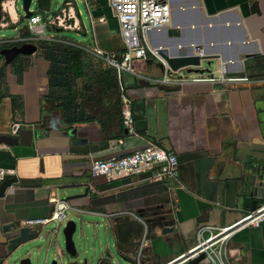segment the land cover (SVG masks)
I'll return each instance as SVG.
<instances>
[{
	"label": "crops",
	"instance_id": "obj_1",
	"mask_svg": "<svg viewBox=\"0 0 264 264\" xmlns=\"http://www.w3.org/2000/svg\"><path fill=\"white\" fill-rule=\"evenodd\" d=\"M69 1L57 15L63 18L64 28H82L85 33L84 24L76 18L75 2ZM164 1L169 22L145 34L148 48L162 45L185 53L196 45L212 59L207 68L203 66L205 70H211L213 63L218 68L231 61L227 68L232 73L264 74V0ZM81 2L92 46L71 45L122 51L118 24L107 0ZM253 2L255 10L250 8ZM1 4L0 26L15 29L19 19L13 0ZM26 24L17 27L16 35L27 29ZM27 57L26 67L3 71L1 78L0 133L11 132L17 123L32 128L34 137L29 146L0 143V166L13 169L17 176L16 183L0 196V226L11 220L23 223L49 217L48 196L54 195L68 201L72 215L107 219L110 231L106 226L101 233L92 229V237L100 242L99 253L88 264L105 263L103 253L107 252L115 254L119 264H135L132 256L115 249L112 218L140 211L141 217L153 218L141 264H164L194 244L199 226L226 227L250 212L251 205L255 208L264 202L249 194L252 176L264 182V85L159 84L153 80L159 78L161 64L148 55L136 63V75L126 73L122 80L119 76V89L129 99L133 120L134 134H128L121 119V100L109 95L92 97L93 107L85 109L90 120L62 121L41 96L48 62L36 53ZM7 95L16 97L12 107ZM74 139L85 142L70 144ZM147 142L174 153L176 177L157 178L152 169L111 178L89 175L92 161L125 155ZM166 211L170 213L165 224L172 230L161 233L163 224L157 217ZM56 249L59 253L58 244ZM224 256L227 264H264V223L235 231L224 245Z\"/></svg>",
	"mask_w": 264,
	"mask_h": 264
},
{
	"label": "built area",
	"instance_id": "obj_2",
	"mask_svg": "<svg viewBox=\"0 0 264 264\" xmlns=\"http://www.w3.org/2000/svg\"><path fill=\"white\" fill-rule=\"evenodd\" d=\"M67 4V3H66ZM107 5L111 10L117 24L118 32L123 44L120 52H110L99 48L87 49L78 45L93 57L100 60L105 66L113 68L118 74L125 72L136 75L132 70V61L145 60L147 56H152L161 64V74L158 79L153 80L159 84L172 83H241L251 85H264V74L257 77H249L243 73H232L227 68L232 62H222L213 73L211 70H187V68L202 67L204 64V49L196 45L187 47L184 55H194L199 57L200 65L186 66L172 71L158 58L155 49L148 48L145 41V34L151 30H159L169 22L170 12L168 4L164 0H107ZM61 10V9H60ZM60 12V11H59ZM30 36L14 38H0V46L8 47L14 44L25 43L30 40H47L63 42L53 36H46L44 25L40 22L37 14H32L26 19ZM49 25L62 27L66 26L61 16L54 14L53 19L48 21ZM71 44V43H68ZM73 45V44H72ZM187 71L193 75H182L181 71ZM119 77V75H117ZM121 119L128 134H134L133 120L129 110V99L121 94ZM19 125L13 124L11 132H15ZM154 170L155 177L174 178L177 175V161L174 153L166 151L155 143L147 142L141 148L135 149L122 156H112L107 159H97L90 163L89 175L92 177L102 176L111 178L116 175H130L144 170ZM14 171L10 168L0 166V180L7 174ZM51 203V212L47 218L26 220L25 223L32 225H44L51 221L61 223L67 221V211L72 207L65 199L54 195L48 196ZM141 224V230L135 239V250L132 260L135 264H141L144 258L145 249L148 244L150 228L145 218L135 214L127 213ZM264 223V202L243 215L230 225L222 228H215L209 225H201L195 231V242L185 252L164 264H189L187 261L199 253L203 256L195 264H227L224 256V245L230 236L243 227H257Z\"/></svg>",
	"mask_w": 264,
	"mask_h": 264
},
{
	"label": "water",
	"instance_id": "obj_3",
	"mask_svg": "<svg viewBox=\"0 0 264 264\" xmlns=\"http://www.w3.org/2000/svg\"><path fill=\"white\" fill-rule=\"evenodd\" d=\"M21 3V9L23 17L27 19L29 16L34 14L28 7L31 0H19ZM14 2V0H13ZM64 3H72L71 1H65ZM252 10H255L256 3L253 2L250 5ZM53 16V15H52ZM12 28V26H10ZM36 50V45L31 42L21 43L19 45H11L8 47L0 48V56L2 58V65H7L9 62L18 55H29L33 54ZM155 53L160 60H162L170 70L176 71L179 68L186 66H198L200 65L199 57L194 55L178 54L175 51L171 52L165 46L155 47ZM204 61L202 62L207 68L212 62V59L206 55L203 56ZM201 63V64H202ZM187 70H197L201 72L204 68L195 67L187 68ZM241 74V73H237ZM34 137V130L32 128L19 127L15 132L0 133V143L6 146H15L17 144L23 146H29ZM83 139H74L70 141V144H81L84 143ZM41 160L39 159V164ZM17 176L15 173L7 174L0 180V196L4 194L7 188L12 184L16 183ZM249 183L252 188L249 190V194L258 196L264 199V182L258 181L257 177L252 176ZM251 209L254 206L251 205ZM139 215L140 211H136ZM170 211L160 214L157 219L160 220L163 226L160 229L161 233L170 232L171 226H166L165 219L166 215ZM140 216V215H139ZM153 218L145 219L147 223H151ZM112 231L114 235V247L117 251L133 255L135 250V239L140 233L141 224L134 218L130 217L129 214H119L112 218ZM88 223V222H87ZM45 225V224H44ZM44 225H32L25 222L20 223L16 220L3 223L0 226L2 240L0 241V264H47V258L56 248L55 238L51 235L50 231L41 232ZM85 222L79 226L85 228ZM76 228V223L73 220H67L62 228L63 236V249L69 256H74L73 259L68 261L58 262L52 259L49 264H88V260L93 257V250L88 260L86 258H79L76 255V248L72 240V234ZM81 232V230H80ZM40 242V243H36ZM99 247V246H98ZM99 251V248H98ZM108 258H115L108 253H105ZM203 254L199 253L197 256L188 259L189 264H195ZM124 259V258H121ZM129 263L130 258H125ZM104 264H107L106 262Z\"/></svg>",
	"mask_w": 264,
	"mask_h": 264
},
{
	"label": "trees",
	"instance_id": "obj_4",
	"mask_svg": "<svg viewBox=\"0 0 264 264\" xmlns=\"http://www.w3.org/2000/svg\"><path fill=\"white\" fill-rule=\"evenodd\" d=\"M47 4L48 0L36 1L38 8H44ZM45 27L48 29L49 26L45 25ZM19 35L28 37L30 32L27 28ZM28 42L34 43L36 50L42 51V57L48 62L45 92L46 89L48 91L41 94L42 99L46 102L47 108L49 106L50 109L58 111L65 123L75 124L90 120L92 117L85 114V109L93 107V103H91L93 96L102 99L109 95L114 97L117 102L121 98L120 79L115 70L102 65L98 59L85 50L68 43L42 39ZM18 57L22 58V65L26 67L27 55H18L9 63L12 64ZM3 71L4 65H2L0 56V81ZM7 96L10 98L12 107L16 97ZM2 97L3 95L0 94V99ZM262 200L264 201V199Z\"/></svg>",
	"mask_w": 264,
	"mask_h": 264
},
{
	"label": "rangeland",
	"instance_id": "obj_5",
	"mask_svg": "<svg viewBox=\"0 0 264 264\" xmlns=\"http://www.w3.org/2000/svg\"><path fill=\"white\" fill-rule=\"evenodd\" d=\"M36 1L37 0H31L28 9L33 12L34 14L39 15L40 17V22L43 23V25L45 26H49L48 25V20L52 17V15L59 13L61 7H64L63 2L64 0H49V3L47 4L46 7L44 8H38L36 5ZM3 2V0H0V7H1V3ZM75 2V8L79 11L78 16H76V18H78V21H80L81 23L84 24V28H85V33L81 32L82 28L80 30L77 29H71V28H61L59 30H55V29H47L46 27L44 28V32L45 35H53L56 38L60 39V40H66L69 43H80L82 45L85 46H92V41H91V37L89 34V30H88V19L86 16V12H85V8L81 2V0H74ZM13 6H14V11L17 14V17L19 19V22H17L16 24V28H10L11 25H7V26H0V38H14L16 36L17 33V27H21L23 25H25L26 23V19L23 17V12L21 9V3L19 0H14L13 2ZM4 12H2L0 10V15H3ZM80 25V24H79ZM51 28V27H50ZM54 42V41H53ZM36 55L38 56H42L41 52L42 51H37L35 50ZM31 55V54H29ZM27 55V56H29ZM21 60H16L14 61L12 64H10L9 66L4 65L5 69L4 71H6L7 73L10 72H16L18 70H20V68H24V66L22 65V58H20ZM97 59V58H96ZM27 61H30V58L26 57L25 59V63H27ZM100 61V60H99ZM139 62L142 63L144 61H132L131 67L133 71H137L136 69V63ZM24 63V64H25ZM100 63L102 65H104L101 61ZM28 64V63H27ZM203 64V63H202ZM201 64V65H202ZM105 66V65H104ZM217 70V64L213 63L211 65V71L213 73H216ZM138 72V71H137ZM136 73V72H135ZM182 75H193L192 73H189L185 70L181 71ZM126 73L124 72H120L118 75L120 76L121 80L124 78V75ZM159 77V76H158ZM45 83H47V77H46V81ZM215 85H223L222 83H213ZM242 86H246V85H242ZM45 87L46 85L44 84L43 86V93H46L48 91V89H46L45 92ZM2 89H4V84L3 81H0V93H2ZM2 103V102H0ZM59 198V197H58ZM66 220H73L76 223V228L72 234V240L74 243V246L76 248V255L81 259V258H86V260L89 259L90 254L92 253V250L94 252L93 257H95L99 251H98V246H99V240H97V237H92V229L94 231H98V232H102V230L104 229V226H106L107 231H110V227L109 224L107 222V219H105L104 217H98V216H91V215H72L71 211L68 210L67 211V219ZM83 221L85 222V228H81L79 225L81 223H83ZM64 222L61 223H56L55 221H51L49 223H47L46 225H44V227L42 228V233L45 231H50L51 230V235L53 236V238H55L56 243L58 244V247L60 248V252L58 253L59 249H54V251L50 254V256H48L47 258V264H49V262L54 259L57 262L59 260L61 261H68L74 258V256H69L65 253L64 249H63V236H62V228L64 226ZM88 222V223H87ZM81 230V232H80ZM36 243H40V242H36ZM113 245V243H112ZM92 248V250H91ZM113 248V247H110ZM108 254H110L111 256H114L115 254H112L110 252H107ZM103 258H105L106 263L107 264H119L121 262V260L119 258H108L105 256V254L103 253ZM104 264V263H103ZM127 264V263H126Z\"/></svg>",
	"mask_w": 264,
	"mask_h": 264
}]
</instances>
